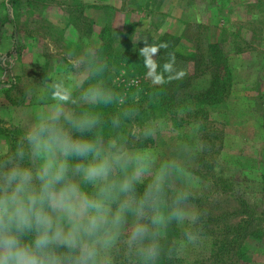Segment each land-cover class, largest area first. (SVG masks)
<instances>
[{"label": "clouds", "instance_id": "obj_1", "mask_svg": "<svg viewBox=\"0 0 264 264\" xmlns=\"http://www.w3.org/2000/svg\"><path fill=\"white\" fill-rule=\"evenodd\" d=\"M157 51L140 49L146 66ZM99 71L26 88L35 102L0 147V264H193L207 245L208 210L186 156L149 147L164 118Z\"/></svg>", "mask_w": 264, "mask_h": 264}, {"label": "rangeland", "instance_id": "obj_2", "mask_svg": "<svg viewBox=\"0 0 264 264\" xmlns=\"http://www.w3.org/2000/svg\"><path fill=\"white\" fill-rule=\"evenodd\" d=\"M162 2L163 0H148L147 5L142 7L140 0H136V4L131 5L132 10L135 9L131 16L135 18L136 35L157 33L156 23L164 18L158 10L160 3L169 11L173 8L172 5L163 2L164 5ZM167 2L170 3L169 0ZM189 5L190 8L184 10L182 16H179V11L176 12L179 13L178 19L176 23L174 21L175 29L170 33L181 37V43L189 47V54H196L205 52L206 35L210 33L207 28H210V35L215 42L221 40L222 32L225 31L222 46L229 52L230 67L237 82L231 87L230 98L221 104L222 108L206 107L209 119L200 115L197 116L198 119L191 117V122L197 120L196 123L186 126L180 119L163 117L165 126L161 134L149 142V147L157 151L162 158L178 153L186 156L190 170L201 182V204L207 208L208 213H222L226 216L225 221L237 222L247 217L245 213H264V136L259 133L257 124H252L257 117L248 115L252 109L257 115L264 113V94L258 97L259 85L256 80L243 81L247 78L255 79L257 76L255 60L246 59L249 58V52L245 53L246 55L238 53L241 55L233 59L238 47L246 51L253 47L264 50V0H190ZM177 9L181 10L179 7ZM75 13L76 20L71 21L67 27H60L50 21L28 23L21 19V29L25 31L21 46L33 45L34 53L21 52L15 56L18 58L19 54L25 64L31 63L33 57L35 63L25 68L18 66L21 73L19 78L12 74L6 77L7 80L0 78V126L16 127L15 121L33 105V96L27 95L25 91L32 83H40L43 80L51 83L61 75L74 76L84 81L89 75L90 55L100 46L97 48L92 42L93 30L86 32L91 21L82 19V7L78 6ZM28 26L42 37L31 36V32L28 37ZM166 32L169 31L163 33ZM256 60L258 64V59ZM247 62L249 63L246 67ZM210 80V74L198 77L194 81L195 89L208 87ZM191 113L195 115V112ZM180 114L184 116L186 111ZM210 120H213L214 127H217L212 135L209 133L211 140L220 143L223 139V144L217 154L215 149L211 152L208 149V162L199 165L200 156L204 155L199 130L204 124L209 125ZM246 121L249 123L242 124ZM5 146L4 142H0V147ZM217 177H220L217 182L222 184L220 192L210 187V183L215 184L212 181H216ZM262 223L264 225V221ZM260 224V220H255L249 228H257ZM245 243L251 249L254 260H264L263 242L260 245L259 240L247 236ZM212 244V237L209 236L207 245L194 255L193 260L201 256L208 257Z\"/></svg>", "mask_w": 264, "mask_h": 264}, {"label": "trees", "instance_id": "obj_3", "mask_svg": "<svg viewBox=\"0 0 264 264\" xmlns=\"http://www.w3.org/2000/svg\"><path fill=\"white\" fill-rule=\"evenodd\" d=\"M135 26V22L129 23L121 37L109 24L103 29L102 44L90 55L88 62L90 68L100 69L97 78L106 86L125 94L139 90V103L145 115L177 118L186 123V126L196 123L197 120L191 122V119H198V115L209 119L206 107L220 109L221 104L228 100L232 85L237 82L230 67L229 52L222 46L225 31L222 32L221 40L215 42L210 35V28H207L210 33L206 35L205 52L189 54V47L181 43V37L170 32L136 35ZM91 31L92 22L86 29L88 33ZM145 43L155 45L158 49L151 67L145 65L144 58L140 55V49ZM243 50L238 47L235 53ZM205 74H210L209 86L195 89V79ZM90 76L91 72L84 81L87 82ZM102 110L112 112L115 107L106 106ZM190 110L195 112V115ZM183 111H186L184 116L180 114ZM223 113L225 115V111ZM208 124H204L199 130V138L203 140L204 145V155L200 156L199 165L208 162V149L210 152L215 149L217 154L223 144V139L220 143L211 140L212 132L214 133L217 127H214L213 120ZM18 133L17 127L0 126V142L7 146ZM217 178L212 181L215 184L210 183V187L220 192L222 184L217 182L220 177ZM198 202H202L201 198ZM245 215L247 217L233 222L225 221L226 216L222 213H208L206 229L213 244L209 256L198 257L193 260V264H264V260L253 259L251 249L245 243L247 236L259 240L260 245L264 243V213L253 212ZM255 220H260L261 226L250 229V224Z\"/></svg>", "mask_w": 264, "mask_h": 264}, {"label": "crops", "instance_id": "obj_4", "mask_svg": "<svg viewBox=\"0 0 264 264\" xmlns=\"http://www.w3.org/2000/svg\"><path fill=\"white\" fill-rule=\"evenodd\" d=\"M35 1L39 3H35ZM167 1L168 0H163L165 4L169 6L172 5L173 8L169 11L168 8H164L160 3L158 10L159 13L163 14L164 18L162 21L156 23L157 26L155 31H157V33H163L165 31L172 32L175 29L174 21L176 23L178 19L177 14L181 13L179 16H182V12L190 8V0H169L170 3ZM147 3L148 0H140V5L142 7L147 5ZM132 4L135 5L136 0H0V78L7 80L6 77L9 74L15 77L18 76L19 78L21 73L18 70V66L25 68L35 63L33 62V57L31 63L25 64L22 60L23 58H19V54L18 58L15 56L17 53L21 52L23 54L34 53L33 45L27 44L26 46H21V39L25 36V31L21 29L22 27L20 25L21 19L28 21V23H35V21H50L60 27H67L71 21L76 20L75 10L78 6H81L82 19L92 22L93 32L91 34V39L94 46L98 48L102 44V31L107 24L112 25L113 29L119 33V36H122L126 29L127 22L131 23L135 20L133 15L131 16V13H134L133 11L135 10L131 8ZM178 7L181 10H178ZM178 11L179 13H176ZM29 26L27 28L29 31L27 33L28 37H30V32L31 36L38 35L42 37V35L32 31ZM43 36L45 37V35ZM247 52H249V58H246L247 61L255 60L256 62L257 76L255 79L247 78L243 81L256 80L259 85L258 93L260 95L258 97H261L264 94V50L262 48L253 47L249 51L244 50L240 53L246 55L245 53ZM234 55L233 59L240 56L238 53ZM256 59H258V64ZM248 63L249 62H247L246 67ZM258 93L256 94L258 95ZM230 96L228 98H230ZM248 115L249 117H257V120H253L252 124H257V128H260L259 133L264 136V113L260 116L252 109ZM248 123L249 122L246 121L242 124Z\"/></svg>", "mask_w": 264, "mask_h": 264}]
</instances>
